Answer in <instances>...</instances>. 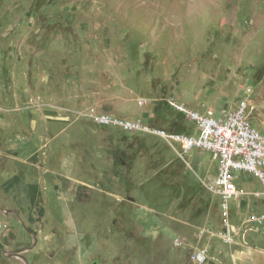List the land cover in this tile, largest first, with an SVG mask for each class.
<instances>
[{
    "label": "rangeland",
    "instance_id": "rangeland-1",
    "mask_svg": "<svg viewBox=\"0 0 264 264\" xmlns=\"http://www.w3.org/2000/svg\"><path fill=\"white\" fill-rule=\"evenodd\" d=\"M247 94L264 135V0H0V264H231L263 232L241 200L247 237L212 235L211 154L117 121L193 133L168 97L221 116Z\"/></svg>",
    "mask_w": 264,
    "mask_h": 264
},
{
    "label": "built area",
    "instance_id": "built-area-1",
    "mask_svg": "<svg viewBox=\"0 0 264 264\" xmlns=\"http://www.w3.org/2000/svg\"><path fill=\"white\" fill-rule=\"evenodd\" d=\"M142 99L139 103H142ZM167 104L176 112L183 114L193 122L195 132L180 133L163 129L143 127L137 121L121 119L118 125L124 130H147L175 143L181 151L192 149L208 151L217 163V174L212 191L219 197V226L212 235L224 244L234 243L237 227L231 221V204L246 196L264 201V135L252 124L251 114L254 104L249 94L240 99L237 105L221 116H214L211 111L205 113L189 109L181 100L168 97ZM100 123H107L103 116L96 118ZM246 172L256 177L261 189L247 190L238 182L239 173ZM249 223L264 221V214L250 213L246 217ZM176 244H180L175 241ZM207 259V249L198 248L192 253L191 260L197 264Z\"/></svg>",
    "mask_w": 264,
    "mask_h": 264
},
{
    "label": "crops",
    "instance_id": "crops-1",
    "mask_svg": "<svg viewBox=\"0 0 264 264\" xmlns=\"http://www.w3.org/2000/svg\"><path fill=\"white\" fill-rule=\"evenodd\" d=\"M254 189L255 188L247 189V190L252 191ZM30 190L32 191V193H36L38 190V186L36 184H31ZM241 200L247 201V205L244 208L246 210V214H245V217L242 219L244 225L249 224V222H247L246 220V217L248 214L250 213H255L258 215L264 214V201L257 200L253 198L252 196H246L240 199L239 201ZM239 201H236V202L240 206ZM233 203L231 204V209L233 207ZM254 205L256 207V211H253ZM252 224L253 226L250 227L249 230H253L252 233H255V230H257V232L262 231L263 235L258 234V240L255 241L253 246L242 247L240 250H236L235 252L231 253L230 255V258H231L230 263L232 262L231 264H264V221H261L260 223H252ZM240 230L241 228L238 227L237 234L235 236V239L236 238L238 239L237 243L241 241L242 239H245L247 237L246 234L248 233L247 231L240 233ZM14 236H16L15 233H14ZM235 239H234V242H235ZM240 245H243V244L240 243ZM226 255L229 256V254H226Z\"/></svg>",
    "mask_w": 264,
    "mask_h": 264
}]
</instances>
